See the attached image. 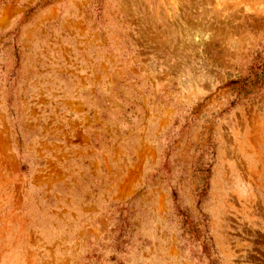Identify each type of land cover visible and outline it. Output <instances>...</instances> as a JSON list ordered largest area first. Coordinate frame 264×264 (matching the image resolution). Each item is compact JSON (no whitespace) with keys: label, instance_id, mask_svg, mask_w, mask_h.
I'll list each match as a JSON object with an SVG mask.
<instances>
[{"label":"rangeland","instance_id":"374dc122","mask_svg":"<svg viewBox=\"0 0 264 264\" xmlns=\"http://www.w3.org/2000/svg\"><path fill=\"white\" fill-rule=\"evenodd\" d=\"M256 68L264 0H0V264H264Z\"/></svg>","mask_w":264,"mask_h":264},{"label":"trees","instance_id":"16d2710c","mask_svg":"<svg viewBox=\"0 0 264 264\" xmlns=\"http://www.w3.org/2000/svg\"><path fill=\"white\" fill-rule=\"evenodd\" d=\"M259 71V72H258ZM264 74V68H256L254 73H250L247 77L249 79V82L251 85L255 84L257 82L258 77H260V75ZM247 79V80H248ZM207 178V177H206ZM205 177L200 179L199 182V187L197 188L198 193L197 196L201 197L205 191L206 188V184H205ZM211 262L215 263V260H212Z\"/></svg>","mask_w":264,"mask_h":264}]
</instances>
